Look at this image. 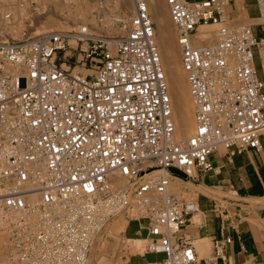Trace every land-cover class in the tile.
Instances as JSON below:
<instances>
[{"label":"built area","instance_id":"built-area-1","mask_svg":"<svg viewBox=\"0 0 264 264\" xmlns=\"http://www.w3.org/2000/svg\"><path fill=\"white\" fill-rule=\"evenodd\" d=\"M244 2L257 22L234 25ZM130 3L115 38L86 24L0 38V264H88L94 239L117 214L144 232L155 264H213L230 242L213 239L210 256L199 258L178 239L198 192L182 199L170 186L212 171L218 149H258L264 0H164L192 105L184 139L174 138L146 1ZM207 25L216 26L208 45L194 46Z\"/></svg>","mask_w":264,"mask_h":264},{"label":"crops","instance_id":"crops-1","mask_svg":"<svg viewBox=\"0 0 264 264\" xmlns=\"http://www.w3.org/2000/svg\"><path fill=\"white\" fill-rule=\"evenodd\" d=\"M243 10L248 19V5ZM234 17H239L241 10ZM235 14L233 9H229ZM212 171L197 175L190 185L198 188L197 212L187 218L177 238L188 242L199 258L211 254V242L229 238L220 259L213 264H264V136L257 150L228 156L214 153L209 158ZM200 215L198 223L195 214ZM137 225V224H136ZM143 237V231H135ZM159 255L147 256L150 264ZM138 260L134 261L136 263Z\"/></svg>","mask_w":264,"mask_h":264},{"label":"bare ground","instance_id":"bare-ground-1","mask_svg":"<svg viewBox=\"0 0 264 264\" xmlns=\"http://www.w3.org/2000/svg\"><path fill=\"white\" fill-rule=\"evenodd\" d=\"M29 1L35 0H0V38L14 39L13 37L15 36L19 37L20 31L23 29L24 25H26L27 23L33 24L35 22V19L27 13V5H29ZM40 1L41 0H36V2H34V5L40 4ZM47 1L49 2V0ZM47 1L42 0L41 3ZM145 1L148 7L150 20L155 25V43L158 48L160 64L164 72L165 81L170 95L171 114L174 122V138L184 139L190 135L193 128L192 105L185 80V75L180 67L179 51L175 43L172 24L169 20L168 13L164 5V0ZM114 3L116 8L118 9L117 11L121 14L122 17L120 18L117 16L118 18H120V21L118 20V25L125 24L127 21H124V19L128 20L132 13L130 0H115ZM53 4L52 7H54V14L57 17H62L66 20H70L74 22L75 25H77V23H80L79 25H83L86 23V16L90 12V7L87 0H56ZM243 14L245 15V18L246 14L244 13V11L242 13V16ZM238 18L239 17H236L235 19L232 18L231 20H237ZM106 20L107 19L105 18V22ZM249 21L251 22L250 24L257 22L250 19ZM106 24L108 23L106 22ZM59 26L63 27V29L65 27L66 29L65 23L63 22L59 23ZM211 26L214 25L200 26L197 28L196 34L192 37V43L194 46L208 45V38H211L215 31L207 30V28ZM45 29L42 26L33 28L34 31L32 32V34L44 32L46 31ZM112 29L115 31V27ZM69 45L74 46V43L70 42ZM63 67L67 66L63 65ZM76 68L78 69V67H75L73 69V72H76ZM82 74H85V72L82 71ZM199 216L200 215H198L194 219L195 223H198V221L200 220ZM103 231L105 232V229H103L102 232ZM99 237L101 236H97L94 239L92 250L98 243ZM140 241L141 240L131 241V249H133L134 252L140 250L142 244L140 243ZM151 255L155 256V254Z\"/></svg>","mask_w":264,"mask_h":264},{"label":"rangeland","instance_id":"rangeland-1","mask_svg":"<svg viewBox=\"0 0 264 264\" xmlns=\"http://www.w3.org/2000/svg\"><path fill=\"white\" fill-rule=\"evenodd\" d=\"M41 1L40 4L36 5L32 3L36 2V0L29 1V5H27V13L35 19V22L33 24L27 23L26 25H24L23 29L20 31V34L22 31H25L26 34L30 35L34 31L33 28L39 26H42L44 29L47 28L45 29L46 31L68 30L73 29L77 26H81L79 25L80 23H77V25H75L74 22L66 20L62 17L59 18L54 14V7L52 6L54 5L53 3H55L56 0H49V2L47 0H44L47 2L42 3ZM87 1L90 7V12L86 16L87 21L85 24L88 25L93 32L101 34L108 38H115L123 34V30L121 29L123 24L118 25V22L120 21L119 19L122 17L121 14L117 11L118 9L116 8L114 3L115 0ZM247 4L250 5V7H248V14L254 15L255 12L251 3ZM237 5L238 8L241 10L240 3H238ZM227 9H232V6L228 5ZM242 13L243 10H241V14L237 20H230L231 23L234 25L250 24L251 22L249 21V19L247 17L244 18L245 15L243 14L242 16ZM117 16L120 18H118ZM105 18L107 19L106 22L108 24H106ZM124 21H127V19H124ZM62 22L65 23L66 29L65 27L63 29V27L59 26V23ZM114 27L115 31L112 29ZM215 29L216 26H211L207 28V30ZM254 31L256 34H260L261 32L259 28H254ZM13 38L16 39L18 37L15 36ZM254 62L257 65V59H255ZM78 69L76 68V72H80L82 74L83 70L80 68ZM218 151V153L220 154L224 152V150L222 149H218ZM170 192L176 195L178 198L187 199L192 192H198V188L193 187L184 182H173L170 186ZM126 216L127 215L125 214H117L109 220L108 224L105 226L106 228H104L105 232L103 231L98 235L101 237L98 238V243L92 250V254L90 256L88 264H150V261L147 259V256H151V254H147L144 251V238L136 234L135 231H137L138 226L132 220L127 219ZM197 216L198 215L195 214L194 218H196ZM133 240H141V248L137 252H134L133 249H131V241ZM158 258L159 256L156 259ZM136 260L138 261L136 263H133Z\"/></svg>","mask_w":264,"mask_h":264}]
</instances>
